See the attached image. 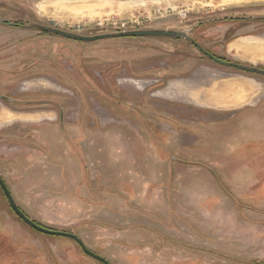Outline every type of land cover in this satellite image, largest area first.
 I'll return each mask as SVG.
<instances>
[{"label": "rangeland", "instance_id": "1", "mask_svg": "<svg viewBox=\"0 0 264 264\" xmlns=\"http://www.w3.org/2000/svg\"><path fill=\"white\" fill-rule=\"evenodd\" d=\"M211 17L191 37L215 32L219 54L198 42L216 56L232 58L220 55L229 24L264 45V0H0V21L19 23L0 22V175L32 219L112 264L264 263V156L233 158L227 172L208 155L237 140V127L152 96L169 67L184 72L198 57L221 66L186 39L86 42L38 27L91 36ZM5 217L34 243L13 241L0 264H103L27 226L0 186Z\"/></svg>", "mask_w": 264, "mask_h": 264}, {"label": "crops", "instance_id": "2", "mask_svg": "<svg viewBox=\"0 0 264 264\" xmlns=\"http://www.w3.org/2000/svg\"><path fill=\"white\" fill-rule=\"evenodd\" d=\"M226 17L230 18V16ZM219 18H221V20L228 19L223 17H218V19ZM232 18H234V16ZM214 19L215 18L211 17L198 23L191 24L183 29H190V34L192 35L194 30L210 23L209 20ZM234 26L236 25H228V35L220 34L221 37L228 36L224 45L225 52L220 55L228 57L232 55V58H229L231 61L244 64L247 63L248 65L256 66L260 62L264 64V45H258L256 41L259 40V33L240 34L239 31H237L235 34H231ZM215 34V32L209 30L202 40L199 38L194 39L196 41H201L214 53L219 54L213 48L216 47L215 45L210 47L212 46L211 44H214L212 39H216ZM245 40L249 43H245ZM189 42L193 44L190 40ZM191 44L189 45L191 46ZM193 46L195 45L193 44ZM188 50H190L188 55H192L193 52H191L192 50L190 47ZM174 55L176 58L184 57L182 54ZM194 56L195 55H193V57ZM186 58L189 59L190 56H186ZM199 59L200 57H198V59L193 58L194 63L185 65L186 71L184 70V72H180V70L174 66L167 68L165 70L167 73L166 81L152 93V96L156 94V98L158 97L162 100L164 99L169 102L182 104L187 107L191 106L204 114L210 113L215 115L214 121H212V118L210 124L212 122H218L216 120H223L228 123V127L230 125L233 126V128L237 127V132L239 134L237 140L232 139L227 147L222 146V150L226 147L223 153H221L222 151H218L214 156L208 155L211 159L215 157L223 159L225 164L224 167L227 172L228 164L233 163L231 162L233 158H239L240 156L248 158L263 157L264 145L260 146V143L264 144V135L260 133L264 134V76L235 67L225 66L217 62L216 64L221 66L220 68L214 67L212 64L209 65L207 62H205V65H202L198 63ZM229 59L228 61H230ZM189 67H192L190 71L188 69ZM192 100H197L201 103ZM259 151L262 152L261 155ZM166 168L168 172V166ZM215 171L219 172L217 170ZM160 189H163V187H159L157 190ZM116 197L117 196H115V198ZM20 226L22 225H20L18 221L16 222L12 217L0 218V261L3 262L4 259H6V255L10 252L15 253L13 241L14 243L16 242L17 245L19 241L24 243V241L31 240L34 243V239L26 238L29 235L33 236V234H31L30 231L26 234L25 229H21ZM5 239H8L6 243H4ZM33 243L29 242L32 246L34 245ZM15 251H18L17 247H15Z\"/></svg>", "mask_w": 264, "mask_h": 264}, {"label": "water", "instance_id": "3", "mask_svg": "<svg viewBox=\"0 0 264 264\" xmlns=\"http://www.w3.org/2000/svg\"><path fill=\"white\" fill-rule=\"evenodd\" d=\"M0 22H3V21H0ZM38 27L42 29L43 31L51 32L54 34H59L65 37L73 38L76 40H82V41H95V40H99L103 38L129 37V36H153V37H171V38H177V39H186V40H190L203 54H205L210 59H212L213 61L219 64L264 75V68H260L258 66L248 65V64H244L240 62H235V61H227V60H224L216 56L215 54H213L212 52L204 48L198 41H196L194 38L191 37L190 29H164V28H146V29H133V30L131 29V30L118 31L114 33H103V34L90 36V35H84V34H79V33H72L69 31H65V30H62L56 27H51V26H46V25H38ZM0 186L3 189L13 211L26 224H28L35 230L45 233V234L69 237L75 240L81 246V248L87 255L95 258L96 260L102 262L103 264H112L106 257L91 250L85 244L83 239L77 234L71 231L53 229L45 225H42L38 223L37 221H35L34 219H32L16 202L10 187L8 186L7 182L1 175H0ZM259 264H264V263H259Z\"/></svg>", "mask_w": 264, "mask_h": 264}, {"label": "flooded vegetation", "instance_id": "4", "mask_svg": "<svg viewBox=\"0 0 264 264\" xmlns=\"http://www.w3.org/2000/svg\"><path fill=\"white\" fill-rule=\"evenodd\" d=\"M9 23V24H13V25H19V23H14V22H11V21H7V20H5V21H3L2 23ZM42 30V29H41ZM45 32H47V31H45ZM48 33H51V32H48ZM56 35H59V34H56ZM69 38V37H68ZM73 39V38H72ZM80 41H82V40H80ZM86 42H89V41H86ZM260 68H264V67H260Z\"/></svg>", "mask_w": 264, "mask_h": 264}, {"label": "trees", "instance_id": "5", "mask_svg": "<svg viewBox=\"0 0 264 264\" xmlns=\"http://www.w3.org/2000/svg\"><path fill=\"white\" fill-rule=\"evenodd\" d=\"M222 59H224V58H222ZM224 60H227V59H224ZM228 61V60H227ZM231 61V60H230ZM253 73V72H252ZM17 215V214H16ZM18 216V215H17ZM18 218L21 220V221H23L19 216H18ZM36 221V220H35ZM24 222V221H23ZM25 223V222H24ZM26 224V223H25ZM27 226H29L28 224H27ZM30 228H32L31 226H29ZM32 229H34V228H32ZM35 230V229H34ZM39 232V231H38ZM49 235V234H48Z\"/></svg>", "mask_w": 264, "mask_h": 264}]
</instances>
